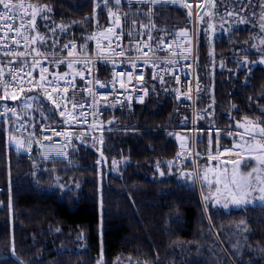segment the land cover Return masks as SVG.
Returning <instances> with one entry per match:
<instances>
[{"label":"trees","instance_id":"1","mask_svg":"<svg viewBox=\"0 0 264 264\" xmlns=\"http://www.w3.org/2000/svg\"><path fill=\"white\" fill-rule=\"evenodd\" d=\"M31 1L51 7L48 19L37 23L46 43L35 47L44 54L63 52L69 41L90 53L88 38L110 22L109 10L120 17L117 28L126 43L136 38L177 43L178 29L190 26L188 11L179 7ZM262 17L263 0H207L200 12L196 74L203 90L196 107L203 116L195 135L200 157L221 153L233 137L229 126L246 117L264 120ZM69 63L55 62L51 70L74 74L84 66L75 62L69 69ZM111 67L95 64L96 79L107 82ZM143 85V104L107 108L92 135L72 130L106 157L107 175L101 156L73 139L65 160H42L37 149L26 153L11 146L0 119V264H98L101 254L104 264H264V208L224 211L202 202L195 182L181 173L191 163L174 164L178 135L188 131V107L175 98L170 78L160 85L148 76ZM9 101L27 119L29 133L56 125L50 101L29 100V108L23 100Z\"/></svg>","mask_w":264,"mask_h":264},{"label":"built area","instance_id":"2","mask_svg":"<svg viewBox=\"0 0 264 264\" xmlns=\"http://www.w3.org/2000/svg\"><path fill=\"white\" fill-rule=\"evenodd\" d=\"M126 1L129 3H143L138 2V0ZM205 1L206 0H175V2H171V0H169L168 3L153 5L158 7L183 8L188 11V14L189 11H191L189 17L192 36L189 42L185 39H181L179 44L176 45L171 39L165 38L162 39L164 43L161 44V40L156 43H150L145 42L142 38H136L126 43L123 33L114 23L110 24L109 22L93 36L90 53L81 52L75 41H69L65 44L72 42L77 45V48L64 49L63 52L55 55L46 54L47 59H45V56L36 57L41 61L42 66L47 68L48 73L57 75L70 73L68 76L69 80H73L74 77L76 87L75 89L69 87L68 100L74 98L76 102L84 106L75 109L76 120L73 123H64L65 120L71 119V117L68 115L61 117L60 112L56 111L58 119L54 127L41 128L35 134H31L28 130L27 119L21 115L18 105L9 100L0 101V119L6 121L4 130L7 135L8 143L26 153L31 152L33 149H37L39 157L42 160H65L69 156V142L73 129H79L86 135L94 134L107 108L121 109L131 104L139 105L144 103L146 92L143 84L148 76L153 78L155 82L160 85L164 84L166 79L170 78L175 85V98L185 104L189 110L188 132L190 136L189 139H183L179 142L174 156V164H195L199 158L196 152L195 135L197 124L201 121L203 116V112L196 107V99L198 94L203 90V84L196 74L197 55L195 33L200 12L202 11ZM13 2H19V0H13ZM24 2L33 4L31 0H24ZM188 5L191 6L190 9ZM29 11L31 10L29 9ZM15 24L18 28L20 21L17 20ZM109 27L112 28V32L107 33L108 39H105L103 34H105ZM34 33L35 31H33L31 35L34 36ZM2 35L3 32L0 31V36ZM13 35H15V32L9 34V44L15 49V45L11 44V36ZM117 37H119V39H117ZM109 40L111 41V48H114L115 52L109 50ZM145 45L148 47H145ZM101 46H103V54H101ZM29 47H35V45H29ZM138 47L139 50H137ZM25 50L24 42L21 41L18 51L23 52ZM69 50L73 51L74 55L69 56ZM3 51V49H0V62H2L4 66V72L7 73L8 67L6 65L8 61L12 59V56L4 55ZM121 52H123V55H121ZM144 53H147V57L144 56ZM34 55L35 53H31L26 59L29 62L28 67L29 70L32 71L33 77L39 80V68H31ZM185 56H187L186 59L184 58ZM56 60L82 63L87 61L88 63H84V66L79 71L84 74V80H81L79 76H77L78 79H76V76L71 72H53L51 66ZM172 61H174V63ZM23 62L24 61L21 60L15 67L19 69ZM101 62H110L112 64L109 80L107 82L99 80L101 84L105 85L104 87L95 83V81L98 80L95 76V64ZM114 73H121L123 75H121L119 79L114 80ZM129 73L131 74L130 76L128 75ZM177 77H179V80H177ZM49 79H51V76H49ZM59 83L61 85V91L64 87H68L63 80ZM121 83L124 84L123 88L120 86ZM25 87L28 86L26 85ZM19 91L20 90L17 88L15 93H13L12 87L8 88L9 94H19ZM49 91H51V88H49ZM93 92L95 93V99L100 101V103L95 105L93 104ZM39 93L44 95L43 92ZM3 94L4 89L0 88V96ZM105 96L108 98L107 102H104L102 99ZM50 103L52 104L51 101ZM5 104L8 107L17 108V114L15 116L12 115L11 112L4 114ZM52 106L54 105L52 104ZM65 111H72L71 103L67 105ZM21 125H23V127H21ZM53 129L60 133H68L69 135H54ZM10 137H14L16 141L23 142L24 147L18 148L17 143L12 141ZM46 137H51V139H46ZM28 141H31L30 147L27 143ZM1 189L0 186V191Z\"/></svg>","mask_w":264,"mask_h":264},{"label":"snow or ice","instance_id":"3","mask_svg":"<svg viewBox=\"0 0 264 264\" xmlns=\"http://www.w3.org/2000/svg\"><path fill=\"white\" fill-rule=\"evenodd\" d=\"M116 5H119L121 3V0H114ZM138 2H143L147 4H164L168 3L169 0H138ZM171 2H175V0H171ZM96 7L99 8L101 6L107 7L109 0H95ZM215 5L213 4V7ZM189 9L191 8L190 5H188ZM29 9L31 11H29ZM51 11V7L48 5H39V4H31V3H25L24 0H19V2H13V0H0V31L3 32V35L0 36V49H3V54L6 56H12V59L8 61V64L6 65L8 67V72L5 73L3 70L2 62H0V88L4 89V94L0 96V101H7L9 99L13 101H25V107L29 108L31 105L27 104L26 102L29 100L35 101L37 99L41 100H48L51 101L54 105L56 111L60 112L61 117H64L66 115L70 116L71 119L65 120L64 123L71 124L76 120L75 116V109L77 107H83L84 105L79 104L75 101L73 98L72 100H68V90L69 87L72 89H75L76 85L74 83V77L73 80H69L68 76L70 73H65L63 75H57V74H51L48 73V70L46 67L42 66L41 61L37 59L38 56H45V59H47V55L44 53H41L38 48L35 47H29V45H36V44H44L46 43V37L42 36L39 33L37 23L38 19L47 20L48 16L46 15L47 12ZM231 15V13H229ZM149 15H151V10L149 11ZM189 15H191V11H189ZM115 16V20H112V17ZM30 17V19H29ZM264 18V17H262ZM202 19V18H201ZM19 20L20 25L17 28L15 22ZM109 20L110 24L114 23L116 27H119L120 25V17L113 13L111 10H109ZM243 22V21H242ZM61 29V31H65V26L58 25ZM142 27H146L143 26ZM264 28V25L261 26ZM35 31L37 34L35 36H32L31 33ZM53 33L56 31V29H50ZM15 32V35L11 36V44L15 45V49L12 48V46L9 44V34ZM112 28L109 27L104 35L105 39H108L107 33H111ZM132 33L129 32V35ZM179 35L187 37L188 33L186 31H182L179 33ZM93 37H89L88 39H92ZM151 38V37H150ZM119 39V37H117ZM21 41L24 42L25 45V51L21 52L18 51ZM161 44L164 43L163 40L160 42ZM261 43L264 44V39L261 40ZM57 45L54 43L52 45L53 48H55ZM80 50L83 51L84 46H79ZM145 47H148L145 45ZM77 48V45L70 42L69 44L64 45V49H75ZM108 48L110 51L115 52L114 48H111V41L109 40ZM139 50V47L138 49ZM31 53H35L33 56V60L31 62V68L36 69L39 68L40 70V77L39 80H36L33 75L32 71L29 70L28 67V60L26 59ZM101 54H103V46H101ZM190 54V52H189ZM55 55V54H53ZM69 56L74 55L73 51L69 50L68 52ZM121 55H123V52H121ZM144 56L147 57V53H144ZM185 59L187 56L184 57ZM23 60L24 62L20 65V68L17 69L15 67L16 64L20 63V61ZM57 64H63L64 61L62 60H56ZM174 63V61H172ZM75 62H70L68 64L69 69H72ZM84 63H88L85 61ZM243 63H247V61H244ZM259 63H264V59L259 61ZM134 64V62H133ZM242 66V65H241ZM123 75L121 73H114V80L119 79V77ZM131 75L130 73L128 74ZM49 76H51V79H49ZM74 76H79L81 80H84L85 76L82 72H76L74 73ZM10 77V79H9ZM155 78V77H154ZM63 80L65 84L68 85V87H64L61 91V85L60 81ZM177 80H179V77H177ZM96 84H100L101 87H104L105 85L101 84L99 80L95 81ZM28 87H25V86ZM122 88L124 87V84L121 83L120 85ZM12 87L13 93H15L16 89L18 88L19 95L12 94L9 95L8 88ZM49 88H51V91H49ZM35 93V92H43V97H37L35 95H28V93ZM93 104H98L100 101H97L95 99V93L93 92ZM187 95V94H185ZM179 98V97H178ZM190 98V97H189ZM104 102H107L108 98L107 96L102 98ZM71 103L72 105V111L67 112L65 111L67 109V105ZM45 105H41V111ZM65 109V110H61ZM11 112L12 115L17 114V108L15 107H8L6 104L4 105V114ZM246 123L241 124L238 123V128H243L244 132L241 135V140H243V143H235L233 145V149H241L245 152L249 153H259L261 157H264V120H249L247 117L245 118ZM23 127V125H21ZM47 130V129H46ZM54 135H65L68 136V133H60L52 130ZM171 135V134H170ZM259 137V139H257ZM179 138V137H178ZM10 139L17 143L18 148H23L24 143L20 141H16L14 137H10ZM46 139H51V137H46ZM29 147L31 146V141L27 142ZM183 147V145H182ZM226 151H232V150H226ZM179 155V153H178ZM212 157H210L211 159ZM171 161H169V164L171 165ZM246 163L245 159H240L233 161V174L232 179L230 181L227 180V169L224 170V173H222L218 178L216 179L215 183L217 186V192L214 195H219L221 192V188L219 187L221 183L224 184L225 191H229L231 194V186L235 185L236 188H241L244 182L250 181L252 179V173L258 171L257 169H253L252 172L247 173V175L240 174L239 179H237L238 170L240 167H242ZM261 164H264V159H261ZM161 176L164 175L163 172L160 173ZM186 175V178H190L191 174H183ZM222 177V178H221ZM203 180L207 181L210 185L212 184V181L209 179L207 173H205ZM257 182L259 183L260 187L258 191L261 193L259 196L260 200H264V178H261L259 176L256 177ZM249 188H251V185H249ZM255 190V189H253ZM249 193L245 192V194L241 197H236L235 195H232L231 202L236 205L246 204L250 203L247 199V195ZM208 197H205V200H207ZM217 202H219L217 200ZM228 205L225 204V207ZM243 223V222H241ZM57 231H60V229H57ZM83 237V233L80 234L79 238ZM130 259V258H129ZM98 264H104L103 260V254H101V259L98 261ZM117 264H120L119 260L117 261Z\"/></svg>","mask_w":264,"mask_h":264},{"label":"rangeland","instance_id":"4","mask_svg":"<svg viewBox=\"0 0 264 264\" xmlns=\"http://www.w3.org/2000/svg\"><path fill=\"white\" fill-rule=\"evenodd\" d=\"M207 1V0H206ZM264 2V0H263ZM206 12V11H205ZM261 20V19H260ZM202 19L199 18L198 25L196 27V43L198 39L197 31L199 27L201 26ZM186 31L188 33L187 37L181 36L180 38L186 39L188 42L190 40V37L192 36V28L191 25H183L181 28L178 29V32ZM12 95V94H10ZM181 134L178 135L180 137V140L183 139H189V132L185 129V131H180ZM241 155H238L240 154ZM236 156L237 159H228L226 160H220L219 158H211L206 156L199 157L198 161L195 164H188L187 166L183 167L181 169V173L183 174H191V177L188 178L189 181H194L199 193L200 197L202 199V202L206 206H210L217 209H223L224 211H230L234 209L244 208V207H255L260 206L264 208V200H260L259 196L261 193L258 191L260 185L256 180V177L259 176L261 178H264V164H261V159H264V157H261L259 153H249V152H240ZM231 157L233 158L232 154ZM245 159L246 163L240 167L238 170L237 179H239V175H247V173L252 172L253 169H257L258 171L252 173V179L250 181L244 182L241 188H236L235 185L231 186V194L229 191H225L223 182L219 186L221 188V192L219 195H214L217 192V186H216V179L218 176H220L222 173H224V170L227 169V180L230 181L232 179L233 174V161ZM207 173L209 179L212 181V184L210 185L207 181L203 180V177ZM222 178V177H221ZM249 185H251V188H249ZM255 189V190H253ZM245 192H248L247 199L251 201L250 203L236 205L231 202L232 195H235L236 197H241L245 194ZM208 197L207 200H205V197ZM217 200L219 202H217ZM225 204L228 206L225 207ZM229 238V237H228ZM229 242H232L231 238L228 240Z\"/></svg>","mask_w":264,"mask_h":264},{"label":"flooded vegetation","instance_id":"5","mask_svg":"<svg viewBox=\"0 0 264 264\" xmlns=\"http://www.w3.org/2000/svg\"><path fill=\"white\" fill-rule=\"evenodd\" d=\"M244 123H246V122H244ZM228 130H229L228 134L231 136V134L233 133V137H232V139H230L229 141H226L225 143H223L221 145V150H225V151L226 150H232V152H234V151H243L241 149H233V145L235 143H243V140H241V135L243 134L244 129L243 128H238L237 125H236L234 127L233 126H229ZM257 139H259V137H257Z\"/></svg>","mask_w":264,"mask_h":264},{"label":"water","instance_id":"6","mask_svg":"<svg viewBox=\"0 0 264 264\" xmlns=\"http://www.w3.org/2000/svg\"><path fill=\"white\" fill-rule=\"evenodd\" d=\"M72 139H73L74 141H76L78 144L83 145V146H86V147H88V148L94 150L95 152H97V153L101 156V158H102V160H103V164H104V166H105V168H106L105 175H107V173L109 172V169L107 168V160H106V157H105L100 151H98L93 145H91V144L85 142L84 140H82V139H81L80 137H78L77 135H73Z\"/></svg>","mask_w":264,"mask_h":264},{"label":"crops","instance_id":"7","mask_svg":"<svg viewBox=\"0 0 264 264\" xmlns=\"http://www.w3.org/2000/svg\"><path fill=\"white\" fill-rule=\"evenodd\" d=\"M238 155H241V153H240V154H238Z\"/></svg>","mask_w":264,"mask_h":264}]
</instances>
